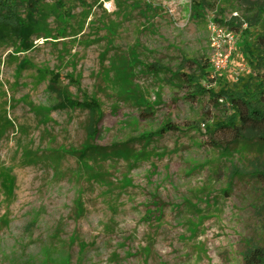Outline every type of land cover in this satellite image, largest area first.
Returning a JSON list of instances; mask_svg holds the SVG:
<instances>
[{
    "label": "rangeland",
    "instance_id": "rangeland-1",
    "mask_svg": "<svg viewBox=\"0 0 264 264\" xmlns=\"http://www.w3.org/2000/svg\"><path fill=\"white\" fill-rule=\"evenodd\" d=\"M13 4L0 264H264V140L213 131L227 107L181 75L264 83V0Z\"/></svg>",
    "mask_w": 264,
    "mask_h": 264
},
{
    "label": "trees",
    "instance_id": "trees-1",
    "mask_svg": "<svg viewBox=\"0 0 264 264\" xmlns=\"http://www.w3.org/2000/svg\"><path fill=\"white\" fill-rule=\"evenodd\" d=\"M6 12L8 15H5ZM15 13L13 0H0V23L18 24L20 20ZM246 52L251 53V50L246 49ZM258 60L264 65V51ZM181 75L188 96L192 100L208 98L210 101L217 104L221 103L227 107L225 119L219 121L212 129L213 131H223L229 134L234 142L239 140L252 141L256 138L264 140V83L256 84L250 80L233 88L222 86L216 91L203 85L204 81L211 84L220 82L211 78L212 72L210 71L201 69L199 75L185 73ZM91 103L97 106L96 102L92 101Z\"/></svg>",
    "mask_w": 264,
    "mask_h": 264
},
{
    "label": "built area",
    "instance_id": "built-area-1",
    "mask_svg": "<svg viewBox=\"0 0 264 264\" xmlns=\"http://www.w3.org/2000/svg\"><path fill=\"white\" fill-rule=\"evenodd\" d=\"M227 63H228V56L226 55L225 57L223 54H219L217 61H215L216 68L218 70H225L227 68ZM203 85H206V82H203Z\"/></svg>",
    "mask_w": 264,
    "mask_h": 264
}]
</instances>
